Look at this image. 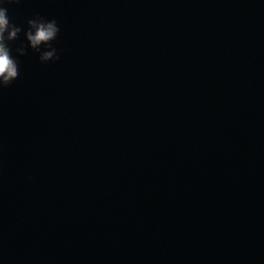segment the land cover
<instances>
[{
	"label": "water",
	"instance_id": "1",
	"mask_svg": "<svg viewBox=\"0 0 264 264\" xmlns=\"http://www.w3.org/2000/svg\"><path fill=\"white\" fill-rule=\"evenodd\" d=\"M5 7L0 264H264V0Z\"/></svg>",
	"mask_w": 264,
	"mask_h": 264
},
{
	"label": "clouds",
	"instance_id": "2",
	"mask_svg": "<svg viewBox=\"0 0 264 264\" xmlns=\"http://www.w3.org/2000/svg\"><path fill=\"white\" fill-rule=\"evenodd\" d=\"M19 0H0V89L7 87L18 76V60L16 56L25 54V47L21 44L14 51L9 47L11 41L16 40L21 29L10 23L5 5L18 3ZM60 29L55 19H44L36 16L27 20V27L24 30V39L27 47L38 54L41 64L49 61L59 60L57 49L52 46Z\"/></svg>",
	"mask_w": 264,
	"mask_h": 264
}]
</instances>
